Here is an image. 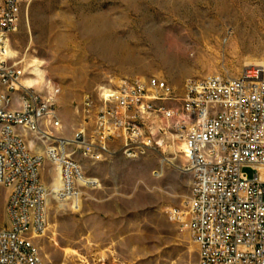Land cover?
<instances>
[{"label": "rangeland", "instance_id": "rangeland-1", "mask_svg": "<svg viewBox=\"0 0 264 264\" xmlns=\"http://www.w3.org/2000/svg\"><path fill=\"white\" fill-rule=\"evenodd\" d=\"M9 47L25 79L33 77L31 59L42 63L39 94L59 88L58 135L71 140L79 131L93 133L107 89L156 78L180 98L188 79H236L263 68L264 0H32ZM116 48L136 62H118ZM158 136L161 147L136 158L111 139L110 156L73 155L82 173L78 206L61 198L60 171L45 162L47 225L34 243L46 264H198L189 232L172 217L183 210L190 187L180 141ZM9 196L0 184V229L8 226Z\"/></svg>", "mask_w": 264, "mask_h": 264}, {"label": "built area", "instance_id": "built-area-1", "mask_svg": "<svg viewBox=\"0 0 264 264\" xmlns=\"http://www.w3.org/2000/svg\"><path fill=\"white\" fill-rule=\"evenodd\" d=\"M31 1L0 0V184L10 193L0 264H46L33 239L47 225L45 162L61 170V198L73 199L82 177L73 155L110 156L111 139L122 141L124 156L136 158L161 147L160 133L184 146L190 187L183 210L172 217L189 232L198 264H264L263 73L188 79L180 98L160 79L123 83L102 94L93 133L79 131L68 140L58 135L59 88L43 96L24 86L22 62L7 55Z\"/></svg>", "mask_w": 264, "mask_h": 264}, {"label": "bare ground", "instance_id": "bare-ground-1", "mask_svg": "<svg viewBox=\"0 0 264 264\" xmlns=\"http://www.w3.org/2000/svg\"><path fill=\"white\" fill-rule=\"evenodd\" d=\"M106 38H108V36L107 35H104L103 36V39H106ZM100 45L101 46H105V45H109V43L100 42ZM7 55L9 57H15V55H16L15 52L9 46L7 47ZM114 57L116 58V60L118 62H121V63H130V64L132 63L133 64V63L136 62V58H134L129 53V51L126 50V49H120V48L117 49L116 48L115 49V55H114ZM27 66H28L29 69H32V71L30 72L31 73L30 75L33 76V77L32 78L24 79L23 80V85L26 86V87H28V88H34L36 86H39V85L43 84L46 78L44 76V71L42 70V63L39 62L36 59H31L29 61V64ZM250 71L251 72L246 71V73H248V75L250 77H254L257 72L263 73V76H264V66H263V68L258 69V70L257 69H255V70L254 69H250ZM252 71H254V72H252ZM52 91H53V89L51 90V88H50V90H49L50 95L52 94ZM180 145H181V146H179L180 147V150H181L180 153H183L182 152L184 150L183 143H180ZM56 170H59L60 171V174H61V170H60L59 167H57ZM62 183H63V180H62ZM92 183H96V182L92 181ZM63 191H64V183H63ZM78 198H79V195H77L76 197L73 198V203H74L75 206H78ZM34 237H38V236L33 235V239H34ZM69 253H75V252H73V251L70 250Z\"/></svg>", "mask_w": 264, "mask_h": 264}]
</instances>
